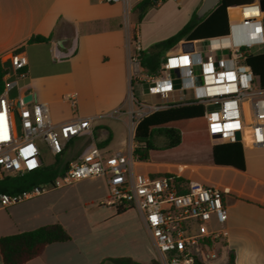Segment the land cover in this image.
Returning <instances> with one entry per match:
<instances>
[{
    "label": "crops",
    "instance_id": "crops-1",
    "mask_svg": "<svg viewBox=\"0 0 264 264\" xmlns=\"http://www.w3.org/2000/svg\"><path fill=\"white\" fill-rule=\"evenodd\" d=\"M138 1L129 0V11L126 13L122 4L100 0H0V58L20 49L17 53H22L27 59L21 71H15L9 60L5 62L3 93L6 97L15 106L28 96L31 97L26 102L28 104L33 101L45 103L54 125L75 118L95 119L90 131L65 143L63 152L67 163L76 161L92 148H98L97 144L108 136L110 142L98 148L102 154L127 151V139L121 130L123 127L126 129L127 118L117 120L109 115L126 105L127 41L130 26L136 25L137 15L132 7ZM201 2L179 0L175 3L164 0L162 5L154 8L159 12L162 24L154 30L145 31H140L136 26L139 47L147 49L177 33L191 19ZM32 36L49 37V40L28 43ZM203 40H181L168 52L179 51L183 42L202 48L200 41ZM70 96L76 100L75 107L68 101ZM13 117L17 122L16 109ZM243 156L244 171L215 166L210 156L211 164L206 167L210 168V172L217 173L216 178H212V174L188 173L184 165L153 163L149 159L134 166L139 173L150 176L171 173L188 182L222 191V202L227 210L225 229L228 236L217 244L216 258L206 264H228V253L233 256V264H264V148L255 149L246 145ZM41 162L44 164L42 157ZM88 179L102 180L105 200V179ZM88 191L94 193L95 189L92 186ZM39 197L7 207L0 205V237L59 224L70 240L45 246L38 257L24 264H99L108 257H130L141 264H149L153 260L151 251L149 255L138 250L123 251L118 255L115 254L116 249L109 248L107 243H95L91 221L87 222L82 235H74L60 213L49 208L50 205L44 206ZM104 200H100L98 206L103 205ZM84 210L87 215L92 214L91 208ZM111 210L110 218L123 214ZM135 218L140 230L149 238L138 212ZM0 264H3L1 256Z\"/></svg>",
    "mask_w": 264,
    "mask_h": 264
},
{
    "label": "built area",
    "instance_id": "built-area-1",
    "mask_svg": "<svg viewBox=\"0 0 264 264\" xmlns=\"http://www.w3.org/2000/svg\"><path fill=\"white\" fill-rule=\"evenodd\" d=\"M120 3L129 11V0H100ZM179 2V0H172ZM161 0H156L159 5ZM243 16L229 22V34L208 38L202 48L167 52L154 75L139 64L141 48L127 41L128 90L125 107L110 117L127 118V151L104 155L98 148L69 162L66 170L51 183L18 194H0L7 207L41 196L88 178H104L107 197L103 205L117 211L136 210L145 225L158 264H206L217 256V244L226 239L227 210L222 191L197 182L174 184L164 176L136 172L139 161L133 150L137 124L171 104H196L203 108L206 131L212 145L240 143L264 148V89L255 83L246 57L264 44V25L257 1L238 6ZM246 8L251 9L246 13ZM27 64L22 53L13 54L11 66L21 71ZM75 107L73 96L68 99ZM17 111V122L13 111ZM94 118H75L54 125L45 103H15L0 94V179L15 177L41 167L37 140H42L55 157L65 143L90 131ZM17 124V125H16ZM239 133L240 139L235 140Z\"/></svg>",
    "mask_w": 264,
    "mask_h": 264
},
{
    "label": "trees",
    "instance_id": "trees-1",
    "mask_svg": "<svg viewBox=\"0 0 264 264\" xmlns=\"http://www.w3.org/2000/svg\"><path fill=\"white\" fill-rule=\"evenodd\" d=\"M255 0H219L214 9L206 13L200 19L193 14L191 19L174 35L159 41L139 51V64L147 75L157 72L160 62L166 53L175 47L181 40L194 41L208 38L222 37L229 34V21L227 10L233 6H246ZM156 0H139L132 11L137 15V22L144 13L155 8ZM240 16L241 9H238ZM251 9L246 8V13ZM264 25V15L262 17ZM136 25L130 26L129 39L131 42L137 39ZM49 37L32 36L28 43L47 42ZM20 49L0 58V94L3 92L5 75L4 65L7 60L11 63L13 54ZM248 64L255 76V83L264 89V44L262 49L246 57ZM206 140L210 152L211 162L215 166L231 167L239 171L245 170L243 148L240 143H225L212 145L206 131L203 108L196 104H171L142 119L134 130L133 140L139 144L133 150V155L139 161H147L156 151L161 153L177 149L197 140ZM162 140L160 144H156ZM110 142V136L98 143L100 149ZM64 152L54 157L50 165L42 164L38 169L15 177L0 179V194H18L30 190L35 186L51 183L67 168L64 161ZM164 176L171 179L174 184L187 185L188 181L171 173L151 175V177ZM129 207L120 208L117 214L124 213ZM70 240L66 230L59 224H48L34 230L21 232L14 235L0 237V256L3 264H24L38 257L45 246L52 243H63ZM99 264H141L130 257L105 258ZM149 264H158L151 260ZM228 264H233V256L228 253Z\"/></svg>",
    "mask_w": 264,
    "mask_h": 264
},
{
    "label": "rangeland",
    "instance_id": "rangeland-1",
    "mask_svg": "<svg viewBox=\"0 0 264 264\" xmlns=\"http://www.w3.org/2000/svg\"><path fill=\"white\" fill-rule=\"evenodd\" d=\"M164 0H161L159 5H162ZM176 3V2H175ZM158 5V6H159ZM148 14H144L139 22L136 20V26L140 31L154 30L158 25L162 24V19L159 12L154 8H150ZM175 9V7H174ZM196 15V10L194 13ZM239 15L238 9L235 7L228 9V21L234 22ZM197 19V16H196ZM192 43L183 42L180 50L185 47H192ZM17 125V124H16ZM123 130L127 139L126 129ZM162 140H158L156 144H160ZM40 147L41 157L45 165H50L54 162V156L50 153L46 144L42 140H37ZM206 140H197L195 143L187 144L186 146L173 149L171 151L159 152L151 154L150 162H165L172 165L186 166V172L198 173L202 175H211L216 178L217 173L206 167L210 162V152L207 148ZM65 161V158H64ZM95 189L94 193L88 191L90 187ZM97 186L100 188L96 189ZM105 190L101 179L92 181L84 179L76 182L74 185L59 189H50L45 194L39 197L44 206H49L53 211L59 212L61 219L67 222L73 234L82 235L87 228V222L91 221L90 225H94L95 243H107L110 247L115 248L117 253L123 251L133 252L140 251L149 255L153 253L152 258L156 259L157 253L154 250L150 239L140 230L136 224L137 211L129 208L122 215L110 218L111 209L104 205H99L100 200H104ZM85 208H91L92 214L87 215Z\"/></svg>",
    "mask_w": 264,
    "mask_h": 264
},
{
    "label": "water",
    "instance_id": "water-1",
    "mask_svg": "<svg viewBox=\"0 0 264 264\" xmlns=\"http://www.w3.org/2000/svg\"><path fill=\"white\" fill-rule=\"evenodd\" d=\"M219 0H202L201 4L196 10V16L197 19H200L203 17L206 13L211 11L212 9L215 8ZM257 5L259 7L260 12L264 13V0H257ZM31 97H26L24 99L23 103H26L30 100ZM240 139L239 133L235 134V140L238 141Z\"/></svg>",
    "mask_w": 264,
    "mask_h": 264
},
{
    "label": "bare ground",
    "instance_id": "bare-ground-1",
    "mask_svg": "<svg viewBox=\"0 0 264 264\" xmlns=\"http://www.w3.org/2000/svg\"><path fill=\"white\" fill-rule=\"evenodd\" d=\"M242 17V16H241Z\"/></svg>",
    "mask_w": 264,
    "mask_h": 264
}]
</instances>
